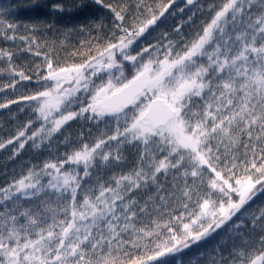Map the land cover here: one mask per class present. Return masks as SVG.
Masks as SVG:
<instances>
[{"label": "snow or ice", "instance_id": "snow-or-ice-1", "mask_svg": "<svg viewBox=\"0 0 264 264\" xmlns=\"http://www.w3.org/2000/svg\"><path fill=\"white\" fill-rule=\"evenodd\" d=\"M92 2L110 26L94 25L100 32L71 62L57 59L55 39L44 52L37 39L41 29L57 32L63 4L44 18L40 0L18 5L36 14L26 35L4 16L13 6L0 5V38L22 42L0 47V93L24 81L32 89L0 103L23 112L28 102L33 114L6 143L40 148L69 122H89L69 151L0 185V264H154L243 216L264 192V0L209 5L211 19L179 46L146 43L172 0H135L134 12L127 0ZM19 52L42 60L21 67ZM124 146L137 150L136 165L94 176L119 164ZM138 190L150 194L140 201ZM249 216L259 237L234 222L239 243L227 256L217 248L211 264H264V207Z\"/></svg>", "mask_w": 264, "mask_h": 264}, {"label": "trees", "instance_id": "trees-1", "mask_svg": "<svg viewBox=\"0 0 264 264\" xmlns=\"http://www.w3.org/2000/svg\"><path fill=\"white\" fill-rule=\"evenodd\" d=\"M31 0H0V5H12L13 7L4 13L9 21H15L20 27L18 32L20 35H26L28 30L24 25H31L36 22V14L17 7L20 4H28ZM42 4H46L48 8L40 10V16L44 18L45 14L51 11L53 3H61L65 6V11L57 13L59 23L57 24V32H45L43 29L37 34V39L41 42V51H47L51 47L53 39L57 41V59L60 62H71L75 57H71L69 53L81 45V42H87L90 38L95 37L100 29L94 25L101 23L110 26L111 14L95 4L92 0H83V7H80L81 0H40ZM110 2H123V0H110ZM168 2V0H164ZM129 8L135 11V0H127ZM219 3V0H194L193 4H188L187 0H172L171 7L160 17L155 25H152L145 33L147 37L146 43L156 44L167 43L173 40L179 46L182 43L191 41L195 34L199 32L207 21L211 19L212 12L209 11V5ZM81 27L84 28L80 31ZM66 30L67 35H64ZM144 39V37H141ZM63 41V45L59 44ZM22 42L16 41L13 45L11 41H5L0 38V47H21ZM16 63L25 67L33 61L41 62L42 57H33L28 52H19L15 58ZM29 82H21L17 86V90L13 92L11 89L7 93H0V103L6 99L19 97L32 91L31 88L24 87ZM28 102H23L24 111L19 108L21 105H10L9 108L0 109V142L5 143L4 148H0V185H3L14 174L26 171L32 165L42 166L45 160L53 157H60L65 151L70 150V145L76 143L79 133L84 132L85 138L88 137L89 122L86 120H75L69 122L60 133L55 134L50 142L41 145L40 148L33 146L32 141H28L23 149H19V141L13 144H7L6 141L17 135L19 129L23 128L27 121L33 118V114L27 107ZM38 124L34 123L28 129L30 134ZM92 135H96L95 125H92ZM65 137L70 138V143L65 142ZM25 138L21 137L23 141ZM38 141V138H37ZM124 159L119 163H113L112 169L107 170L98 168L94 170V176L98 173L101 177L106 178L111 171H124L132 169L137 163V150L132 146H124L122 149ZM171 181V177H169ZM150 190H138L133 195L140 201H144ZM264 207V192H257L252 200H250L241 212L237 213L232 220L225 223L221 228L216 229L203 239L191 243L186 249L174 255H167L159 258L154 264H160V261H166L167 264H175L176 260H182L184 264H211V258L219 248L222 254L227 256L231 250L233 240L239 243V237L236 235L235 224H241L244 234L253 238H258L261 234L260 229H252L250 216L252 212H256L259 208ZM245 209L248 211L245 212Z\"/></svg>", "mask_w": 264, "mask_h": 264}]
</instances>
